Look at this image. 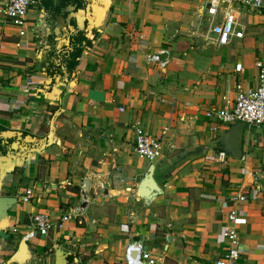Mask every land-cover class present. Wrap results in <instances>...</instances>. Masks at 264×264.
<instances>
[{
  "label": "crops",
  "instance_id": "0c3cea01",
  "mask_svg": "<svg viewBox=\"0 0 264 264\" xmlns=\"http://www.w3.org/2000/svg\"><path fill=\"white\" fill-rule=\"evenodd\" d=\"M69 1L34 0L19 28L0 0V197L16 200L0 217V264H55L58 250L67 264H124L133 242L155 264H214L232 210L244 219L235 264H264V129L245 127L237 159L207 116L237 85L257 87L264 12L246 11L245 37L217 47L188 27L207 0H102L83 30L56 36ZM82 31L77 64L68 71L69 52L58 53L62 77L52 80L48 55ZM162 53L164 67L147 63ZM135 119L162 137L154 163L132 151ZM151 164L161 193L144 201L137 189ZM37 214L54 223L47 236L33 230Z\"/></svg>",
  "mask_w": 264,
  "mask_h": 264
},
{
  "label": "built area",
  "instance_id": "2783aa9c",
  "mask_svg": "<svg viewBox=\"0 0 264 264\" xmlns=\"http://www.w3.org/2000/svg\"><path fill=\"white\" fill-rule=\"evenodd\" d=\"M34 0H4L2 13L12 25L22 28L27 19L29 7ZM197 18L190 22L188 27L192 35L201 36L212 42L215 46H227L232 40L243 39L248 32L246 11L264 12V0H207ZM22 34V32H21ZM146 61L149 65L164 63L157 55H148ZM258 70V85L252 89H243L237 85L234 98L227 101L225 107L210 110L208 118L213 126L210 131L219 136V130L228 129L231 125L243 122L248 129H264V61L255 63ZM133 135L132 151L140 158L150 163L156 162L162 156V137L150 135L143 127L140 119H135L131 125ZM164 132L167 128L163 129ZM118 180L120 175H117ZM33 197L31 189H26L21 195L22 203H28ZM244 196H239L238 201H244ZM73 213L65 214L62 220H70ZM244 219L238 217L235 210L227 215V223L222 229V237L226 242L223 255L214 264H235L239 258V237L236 226L243 224ZM31 225L35 233L47 236L53 229L54 223L44 214L31 217ZM124 264H155L149 252L145 251L143 244L133 242L127 245L123 256Z\"/></svg>",
  "mask_w": 264,
  "mask_h": 264
},
{
  "label": "water",
  "instance_id": "95a60500",
  "mask_svg": "<svg viewBox=\"0 0 264 264\" xmlns=\"http://www.w3.org/2000/svg\"><path fill=\"white\" fill-rule=\"evenodd\" d=\"M74 0H70L66 6L59 9V14L54 16L56 21V27L53 30L56 36H59L61 31L78 29L83 30L85 23L90 21V9L97 3H101L102 0H76L80 3L74 4ZM68 42V40L66 41ZM160 61L165 60V53L158 54ZM246 125L243 122H238L231 125L225 132L218 136L219 145L223 151L230 154L233 158H241L242 156V140L243 133ZM14 136L13 132L4 133V138H11ZM154 165H150L147 174L144 176L142 181L139 183L137 192L141 199L144 201H150L155 196L161 193V189L155 182L153 177ZM89 187V182L87 179L84 180V189L87 190ZM16 200L11 197H0V217L3 216L7 208L15 204ZM25 247V242H21L19 247V255L21 258V253L23 256ZM55 264H67V255L62 251L56 252V262Z\"/></svg>",
  "mask_w": 264,
  "mask_h": 264
},
{
  "label": "trees",
  "instance_id": "16d2710c",
  "mask_svg": "<svg viewBox=\"0 0 264 264\" xmlns=\"http://www.w3.org/2000/svg\"><path fill=\"white\" fill-rule=\"evenodd\" d=\"M85 36V32H78L77 36L70 38V42L68 45L63 44L60 48H55L49 55H48V72L47 76L52 80L55 79L56 76H61L62 73L60 71L59 64L57 66L54 65V59L57 58V54L61 52H66L68 54L70 61L67 64L68 71L73 70L74 66L77 64V59L80 57L81 49L76 46L77 41H81V39ZM84 39V38H83ZM82 39V40H83ZM86 44H90V41H86ZM76 47V48H75Z\"/></svg>",
  "mask_w": 264,
  "mask_h": 264
}]
</instances>
